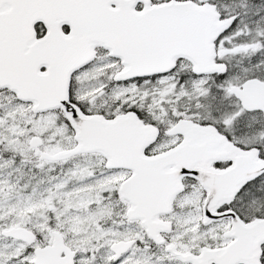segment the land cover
<instances>
[{"label":"snow or ice","instance_id":"snow-or-ice-1","mask_svg":"<svg viewBox=\"0 0 264 264\" xmlns=\"http://www.w3.org/2000/svg\"><path fill=\"white\" fill-rule=\"evenodd\" d=\"M0 264H264V0H0Z\"/></svg>","mask_w":264,"mask_h":264}]
</instances>
